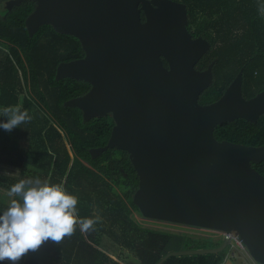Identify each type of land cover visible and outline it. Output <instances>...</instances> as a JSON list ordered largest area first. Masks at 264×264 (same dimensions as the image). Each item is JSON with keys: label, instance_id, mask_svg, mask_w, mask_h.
Returning a JSON list of instances; mask_svg holds the SVG:
<instances>
[{"label": "water", "instance_id": "1", "mask_svg": "<svg viewBox=\"0 0 264 264\" xmlns=\"http://www.w3.org/2000/svg\"><path fill=\"white\" fill-rule=\"evenodd\" d=\"M23 0H7V10ZM25 20L29 37L44 25L80 40L84 56L61 62L55 78L90 83L67 100L85 121L111 115L110 139L90 150L128 155L138 175L133 202L145 219L185 227L236 232L264 263V175L251 164L264 160V145L246 146L214 137L216 127L264 115V90L243 95V68L214 102L200 104L212 83L211 62L195 65L210 43L192 37L186 6L173 0H32ZM144 15V20L142 18ZM166 61V64H165ZM216 247L170 255L217 253ZM228 264H233L228 260Z\"/></svg>", "mask_w": 264, "mask_h": 264}, {"label": "trees", "instance_id": "2", "mask_svg": "<svg viewBox=\"0 0 264 264\" xmlns=\"http://www.w3.org/2000/svg\"><path fill=\"white\" fill-rule=\"evenodd\" d=\"M173 1L186 6L192 37L202 36L210 43L195 65L204 69L213 63V80L200 94V104L214 102L241 68L245 98L264 90V14L260 12L264 0ZM34 5L23 0L7 10L4 2L0 11V110L19 105L32 117L10 132L0 128V168L19 173L0 171V214L13 198L5 200L14 183L50 177L53 183L64 182L78 197L79 218L100 219L93 230L82 233L77 226L71 237L60 244L45 243L20 264H131L128 253L134 264H157L172 251L219 246L214 238L145 227L134 219L133 213H140L133 202L139 180L127 153L116 148L98 158L90 153L108 143L112 116L85 121L79 108L65 104L85 94L90 83L55 78L61 62L84 56L80 40L50 25L29 37L25 20ZM214 137L246 146L264 145V115L254 123L238 119L218 126ZM251 165L264 175V160ZM225 255L224 250L170 255L160 264H219Z\"/></svg>", "mask_w": 264, "mask_h": 264}, {"label": "clouds", "instance_id": "3", "mask_svg": "<svg viewBox=\"0 0 264 264\" xmlns=\"http://www.w3.org/2000/svg\"><path fill=\"white\" fill-rule=\"evenodd\" d=\"M260 12L264 14V6ZM0 117L6 118L0 121V128L9 132L32 119L19 105L3 108ZM8 196L13 198L0 214V264H20L25 255L45 243L60 244L71 237L77 226L82 233L93 230L100 219L79 218L78 197L64 182L53 183L50 177L20 179L10 187Z\"/></svg>", "mask_w": 264, "mask_h": 264}, {"label": "rangeland", "instance_id": "4", "mask_svg": "<svg viewBox=\"0 0 264 264\" xmlns=\"http://www.w3.org/2000/svg\"><path fill=\"white\" fill-rule=\"evenodd\" d=\"M4 9V2L0 4V11H2ZM1 14V13H0ZM26 169H31L30 167L25 166ZM0 171L2 173H9L12 175H17L19 176V173H15V172H11L10 170H6V169H2L0 168ZM10 197L8 195L5 196V200H9ZM133 217L136 221L140 222L142 225H144L145 227H155V228H159V229H163V230H168V231H173V232H178V233H186L188 234L190 237L193 238H205L208 240H211L210 238H216L215 239V243H223L224 242V238L220 236V238L214 237L217 235H213L207 231H203L201 229H196V228H190V227H185L182 225H174V224H170V223H163V222H157V221H152L149 219H145L142 214L138 213V212H134L133 213ZM219 236V235H218ZM233 244V243H232ZM235 245L233 244L232 248H226L224 250L225 254H228V256L230 255L231 252H236L238 255H243V253L240 250L235 249L234 247ZM131 256L130 253H128L127 255V262H130L131 264L135 263V259L133 257H128ZM230 259V257L228 258ZM234 264H239V260L238 259H233ZM219 264H225V258L223 261H221ZM260 264H264V263H260Z\"/></svg>", "mask_w": 264, "mask_h": 264}, {"label": "built area", "instance_id": "5", "mask_svg": "<svg viewBox=\"0 0 264 264\" xmlns=\"http://www.w3.org/2000/svg\"><path fill=\"white\" fill-rule=\"evenodd\" d=\"M202 230V229H201ZM212 234H217L223 238L227 237L230 239L228 244V248H232L233 244L235 245V249L240 250L243 255H238L236 252H231L230 255L226 254L225 261L230 257L239 260V264H258V262L252 257V255L247 250V247L243 243V241L239 238V235L236 232H231L227 234L225 232L211 231V230H203ZM233 243V244H232Z\"/></svg>", "mask_w": 264, "mask_h": 264}, {"label": "flooded vegetation", "instance_id": "6", "mask_svg": "<svg viewBox=\"0 0 264 264\" xmlns=\"http://www.w3.org/2000/svg\"><path fill=\"white\" fill-rule=\"evenodd\" d=\"M6 1H7V0H5L4 2L6 3ZM5 5H6V4H5ZM13 6H14V5H13ZM253 96H254V95H253ZM211 234H212V233H211ZM213 235H217V234H213ZM214 237L219 238L220 236L217 235V236H214ZM214 239H216V238H214ZM233 259H234V258H231L230 260H232V262H233Z\"/></svg>", "mask_w": 264, "mask_h": 264}, {"label": "crops", "instance_id": "7", "mask_svg": "<svg viewBox=\"0 0 264 264\" xmlns=\"http://www.w3.org/2000/svg\"><path fill=\"white\" fill-rule=\"evenodd\" d=\"M225 264H228V260L225 262Z\"/></svg>", "mask_w": 264, "mask_h": 264}]
</instances>
